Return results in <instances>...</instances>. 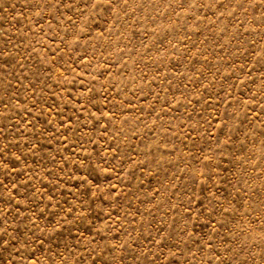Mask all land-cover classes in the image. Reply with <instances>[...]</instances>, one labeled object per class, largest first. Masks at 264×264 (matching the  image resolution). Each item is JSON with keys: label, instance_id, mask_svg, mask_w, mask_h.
<instances>
[{"label": "rangeland", "instance_id": "rangeland-1", "mask_svg": "<svg viewBox=\"0 0 264 264\" xmlns=\"http://www.w3.org/2000/svg\"><path fill=\"white\" fill-rule=\"evenodd\" d=\"M0 264H264V0H0Z\"/></svg>", "mask_w": 264, "mask_h": 264}]
</instances>
